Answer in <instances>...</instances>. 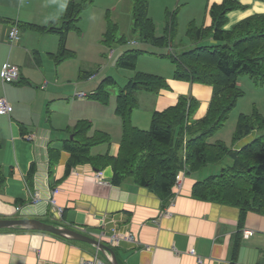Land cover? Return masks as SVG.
Returning <instances> with one entry per match:
<instances>
[{
    "label": "crops",
    "instance_id": "0c3cea01",
    "mask_svg": "<svg viewBox=\"0 0 264 264\" xmlns=\"http://www.w3.org/2000/svg\"><path fill=\"white\" fill-rule=\"evenodd\" d=\"M67 2L0 0V72L8 61L20 74L14 82L0 79V97L12 105L8 114H0V218L39 219L79 231L111 247L119 264H264V214L196 197L193 185L199 173H185L179 190L173 187L163 197L130 176L113 182L111 164L89 161L66 171L70 153L63 144L78 121L91 123L88 136H109L108 142L90 148L92 158L116 157L122 138L115 101L102 104L87 95L99 82L84 83L74 57L56 62V33L25 26L56 20ZM13 25L19 32L11 43L8 31ZM80 30L66 35V48L72 52L77 43L70 40H79ZM158 75L167 87L136 93L134 126L147 130L152 113L175 105L180 96L197 102L193 119L206 114L211 86L176 79L173 71ZM255 134L232 147L240 149ZM56 206L62 208L61 216ZM114 231L121 238L112 244ZM128 234L135 241L128 240ZM191 247L195 254L189 252ZM95 253L108 263L102 252L81 241L41 230L0 229V264H81Z\"/></svg>",
    "mask_w": 264,
    "mask_h": 264
},
{
    "label": "trees",
    "instance_id": "16d2710c",
    "mask_svg": "<svg viewBox=\"0 0 264 264\" xmlns=\"http://www.w3.org/2000/svg\"><path fill=\"white\" fill-rule=\"evenodd\" d=\"M92 1L68 0L65 10L56 20L46 25L26 23L25 26L38 32L47 31L58 35V50L54 54L56 62L74 57L75 53L66 48V35L78 28L82 9ZM148 1L131 0L132 30L143 41L158 46L166 45L168 34L159 38L154 36V25L147 15ZM242 6L236 0L212 3L208 7L211 19L209 26L191 24L187 28L189 40L198 44L181 51H175L171 42L167 44L171 51L166 57L174 64V78L212 87L209 105L202 118H192L197 102L193 98L180 96L175 105L152 113L147 130L134 126L131 115L137 106L136 93H157L167 87L164 77L136 71L119 88L115 98V112L122 124L117 156L92 158L90 148L108 142L109 136L102 132L88 136L91 123L80 120L71 131L72 136L63 144L70 153L66 171L76 164L89 161L96 166L111 164L113 182L119 183L130 176L140 185L167 197L172 192L178 171L184 169L186 174L198 173L208 165H219L218 173H210L195 181L194 195L264 214V117L258 112L240 114L231 136V145L221 140L208 141L224 125L229 111L242 95L236 83L237 75L246 73L255 82L264 83V15L244 18L234 24L231 30L223 28L226 14ZM106 17L103 43L108 47L115 42L126 43L123 36L116 39L117 25L110 19L109 13ZM174 31L175 24L171 16V23L166 30L169 38ZM208 34L211 36L210 43L200 45L199 42ZM140 52L134 48L126 49L118 55L115 65L135 71L136 57ZM115 83L112 76H105L87 95L107 104L110 100L108 87ZM254 130L257 133L249 143L240 149L232 147Z\"/></svg>",
    "mask_w": 264,
    "mask_h": 264
},
{
    "label": "rangeland",
    "instance_id": "374dc122",
    "mask_svg": "<svg viewBox=\"0 0 264 264\" xmlns=\"http://www.w3.org/2000/svg\"><path fill=\"white\" fill-rule=\"evenodd\" d=\"M236 1L243 6L226 14V22L223 26L225 30H231L234 24L249 16L264 15L263 0ZM208 3L211 5L216 3V0H149L147 15L152 19L156 38L163 37L165 34L169 35L166 30L171 23V16H173L175 24L173 36L169 38L167 35L166 45L158 46L149 41H143L132 30L131 0H93L89 6L86 5L81 11L77 23L81 29V34H77L81 35L79 40H70L72 45L77 43L76 49H73L75 56L72 60L78 68V76L82 78L84 83H98L105 76H112L116 83L108 87V92L110 95L109 103H114L119 88L127 82L134 72H148L156 75L174 72V64L166 57V54L171 51L167 44L171 42V47L175 51L185 50L198 44H193L189 40L187 28L191 24L198 27L209 26L211 19L208 14ZM108 13L110 19L117 25L116 39L123 36L126 43L115 42L109 47L103 43ZM210 37L209 34L204 36L199 44L210 43ZM132 40L136 43L130 44ZM131 48L141 50L136 57L135 71L117 67L115 60L118 55ZM87 73H91V75H87ZM236 83L242 95L229 111L224 125L208 138L210 142L221 140L230 145L231 136L240 114L251 115L258 112L264 117V83L255 82L246 73L238 74ZM143 93L146 92L143 91ZM219 169V165H208L198 172V176L202 179L210 173H218Z\"/></svg>",
    "mask_w": 264,
    "mask_h": 264
},
{
    "label": "built area",
    "instance_id": "2783aa9c",
    "mask_svg": "<svg viewBox=\"0 0 264 264\" xmlns=\"http://www.w3.org/2000/svg\"><path fill=\"white\" fill-rule=\"evenodd\" d=\"M18 32L19 29L16 25H13L9 31H8V38L11 43L15 42L18 39ZM136 43L134 40L130 41V44ZM19 68L17 65L6 61L0 72V79L2 82H14L19 79ZM45 86V83L42 87ZM76 95L79 97H84L86 96V93L84 92H77ZM12 110V105L4 98L0 97V114H8ZM185 172L184 169L180 170L177 172L175 181L173 184L174 190H179V188L182 185V179L184 176ZM52 204H55V199H51ZM16 208H19L16 207ZM62 208L56 206L55 208V213L59 216H61ZM247 233H244V236H247ZM125 237L130 240V241H135L134 237L130 234L125 235ZM121 235H119L117 232L114 231L113 234L110 235V240L112 244L118 243L120 241ZM189 252L191 254H195V250L191 247L189 249ZM198 260L201 261V258L198 257ZM81 264H108L106 261H103L97 253H95L90 259L83 260Z\"/></svg>",
    "mask_w": 264,
    "mask_h": 264
},
{
    "label": "water",
    "instance_id": "95a60500",
    "mask_svg": "<svg viewBox=\"0 0 264 264\" xmlns=\"http://www.w3.org/2000/svg\"><path fill=\"white\" fill-rule=\"evenodd\" d=\"M25 228V229H34V230H41L53 233L55 235H59L61 237L81 241L87 243L89 245L94 246L97 250L102 252L109 264H119L115 251L101 243L100 241L91 238L90 236L83 234L79 231L73 230L71 228H67L60 225H54L50 223H46L39 219H32V218H18V219H2L0 218V229L4 228Z\"/></svg>",
    "mask_w": 264,
    "mask_h": 264
}]
</instances>
